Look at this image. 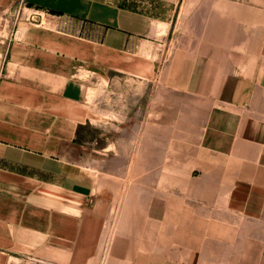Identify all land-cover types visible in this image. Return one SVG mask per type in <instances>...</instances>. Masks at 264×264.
I'll use <instances>...</instances> for the list:
<instances>
[{"label":"crops","instance_id":"1","mask_svg":"<svg viewBox=\"0 0 264 264\" xmlns=\"http://www.w3.org/2000/svg\"><path fill=\"white\" fill-rule=\"evenodd\" d=\"M110 74L203 109L136 182L80 157ZM0 264H264V0H0Z\"/></svg>","mask_w":264,"mask_h":264},{"label":"rangeland","instance_id":"2","mask_svg":"<svg viewBox=\"0 0 264 264\" xmlns=\"http://www.w3.org/2000/svg\"><path fill=\"white\" fill-rule=\"evenodd\" d=\"M89 88L87 100L93 122L79 132L78 144L83 147L80 157L123 176L125 182L144 176L140 163L150 169L169 165L174 160L175 136L197 127V120L191 124L183 117L203 115V109L190 106L193 102L183 96L122 75L91 79ZM152 172L148 173L150 178Z\"/></svg>","mask_w":264,"mask_h":264},{"label":"built area","instance_id":"3","mask_svg":"<svg viewBox=\"0 0 264 264\" xmlns=\"http://www.w3.org/2000/svg\"><path fill=\"white\" fill-rule=\"evenodd\" d=\"M25 20H26V21L30 20V14H27V15L25 16Z\"/></svg>","mask_w":264,"mask_h":264}]
</instances>
